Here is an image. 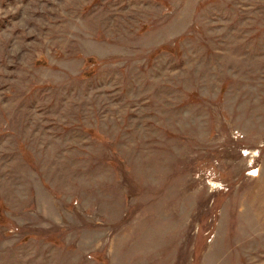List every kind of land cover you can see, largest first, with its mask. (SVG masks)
<instances>
[{"label":"rangeland","instance_id":"rangeland-1","mask_svg":"<svg viewBox=\"0 0 264 264\" xmlns=\"http://www.w3.org/2000/svg\"><path fill=\"white\" fill-rule=\"evenodd\" d=\"M0 264H264V0H0Z\"/></svg>","mask_w":264,"mask_h":264}]
</instances>
